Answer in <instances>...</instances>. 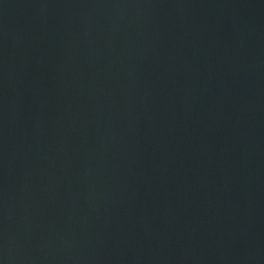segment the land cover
I'll return each mask as SVG.
<instances>
[{"label": "water", "instance_id": "obj_1", "mask_svg": "<svg viewBox=\"0 0 264 264\" xmlns=\"http://www.w3.org/2000/svg\"><path fill=\"white\" fill-rule=\"evenodd\" d=\"M0 264H264V0H0Z\"/></svg>", "mask_w": 264, "mask_h": 264}]
</instances>
